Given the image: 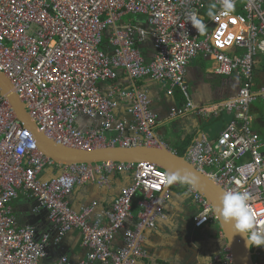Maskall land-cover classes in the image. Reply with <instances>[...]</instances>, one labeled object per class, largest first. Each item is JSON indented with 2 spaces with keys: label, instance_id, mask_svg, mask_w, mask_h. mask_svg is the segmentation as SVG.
Segmentation results:
<instances>
[{
  "label": "built area",
  "instance_id": "built-area-1",
  "mask_svg": "<svg viewBox=\"0 0 264 264\" xmlns=\"http://www.w3.org/2000/svg\"><path fill=\"white\" fill-rule=\"evenodd\" d=\"M213 3L215 15L209 16ZM193 12L203 20L205 32L191 25ZM125 14L141 19L120 23ZM147 41L153 48L148 56L142 48ZM198 56L208 59L213 74L238 78L239 87L213 111L228 112L231 120L213 138L204 132L194 138L184 157L224 190L249 192L259 223L264 221V139L253 125L251 104L260 97L264 105V87L254 86L257 59L264 57V0H235L228 16L220 15L219 0H0V72L37 130L66 146H157V115L146 93L134 85L114 87L105 96L100 82L116 79L120 69L132 81L163 82L168 94L179 90L185 98L182 109H172L175 117L194 111L185 73ZM121 98L127 99L129 126L114 113ZM80 114L96 125L81 130L76 124ZM47 166L62 170L42 179ZM114 170H126L130 181L100 216H89L96 201L79 211L70 206L67 197L76 185H104ZM164 174L149 161L58 164L40 151L33 132L0 92V264H45L51 232L36 236L33 226L17 224L11 202L20 194L36 201L34 211H46L54 244L72 229L80 232L87 253L78 264H144L148 253L140 244L141 230L154 227L155 218L164 215L159 199L167 186ZM188 191L197 205L193 226L216 220L208 201L190 186ZM129 219L134 221L123 231L124 245L113 250L114 238ZM251 249L254 264H264V246ZM48 264L70 261L64 254ZM212 264H233L230 249L224 246Z\"/></svg>",
  "mask_w": 264,
  "mask_h": 264
},
{
  "label": "crops",
  "instance_id": "crops-1",
  "mask_svg": "<svg viewBox=\"0 0 264 264\" xmlns=\"http://www.w3.org/2000/svg\"><path fill=\"white\" fill-rule=\"evenodd\" d=\"M142 48L147 56L153 52L150 41H147ZM185 82L189 97L193 101L195 108L192 112L179 114L175 117L170 116L171 108L174 106L172 98H174L177 109L183 108L185 98L179 90L175 91L172 95L168 94L167 85L158 80L143 78L132 81L120 69L116 79L100 82V90L105 96H111L114 87L127 89L135 85L145 92L148 99H150V110L157 115L156 127L168 119H177L176 125L172 130L174 135L178 136L181 141L190 138L191 142L194 138L199 137L202 132L208 133L204 130V123L209 122V117L213 115L217 118L220 117L221 112H213L215 105L237 93L239 79L213 74L210 71L208 59L198 56L187 66ZM254 86L264 87V57H258L257 59V64L254 68ZM176 93L178 94V98L176 97ZM126 100V98L118 100L114 113L118 120L125 121L126 125L129 126V121H131L132 117L126 111L128 105ZM254 111L255 107L251 106V113H253L254 119L253 125L260 134L256 127L258 117ZM76 124L81 130H86L96 125L93 120L82 114L78 116ZM261 124L264 130V119L259 121V129H261ZM127 128L129 129V127ZM155 129L154 132L157 135ZM129 132L130 135H134L132 129H129ZM158 132L164 133V129L159 128ZM260 136L264 139L261 134ZM163 141L170 147L165 140ZM180 147V145H177L174 149L170 148L177 151ZM54 173H56V170L47 166L40 177L42 179L50 178ZM106 176L107 179L104 185H99L92 181L76 185L67 197L70 206L75 211H79L82 206L88 204L90 201H96V205L89 216H100L104 210L110 207L113 196L130 181L129 173L126 170H114L108 175L106 174ZM159 199L164 209V215L155 218L154 227H144L145 230H141L142 239L140 244L148 253V258H144L142 263L208 264L210 254L218 250L221 251L225 246V242L221 238L218 223L213 220L198 228L193 226L192 215L197 210V205L188 189H180L178 185L170 186V188H165L159 194ZM34 203L33 198L23 194H20L11 202L12 212L17 224H29L33 226L36 236L44 232H53V226L48 221L45 212L32 213L31 206ZM134 204L136 205V203ZM135 205H133L132 214L136 218L137 215L133 212L136 210ZM133 221L134 219L127 220L124 223V228L119 230L111 244L113 250L124 245L123 231L126 228L132 227ZM85 250L86 248L82 246L80 232L72 229L65 233L58 243L48 248L44 263H52L63 252H67L70 264H78Z\"/></svg>",
  "mask_w": 264,
  "mask_h": 264
},
{
  "label": "water",
  "instance_id": "water-1",
  "mask_svg": "<svg viewBox=\"0 0 264 264\" xmlns=\"http://www.w3.org/2000/svg\"><path fill=\"white\" fill-rule=\"evenodd\" d=\"M0 92L8 99L16 117L21 121L22 125L29 128L33 132L40 151L58 164L68 165L85 163L92 165L105 163L108 161L115 163L149 161L161 167L165 172L188 170L199 178L197 186L191 188L199 194L203 195V197L208 201L211 209H213L214 205L218 204L221 194L223 193V191H225L222 186L219 185L214 179L209 177L204 172L196 169L184 157V154L179 155L170 147H168L166 143H164V141L159 138L158 135H156L158 140L157 146L144 144H136L130 146L113 145L92 149H82L66 146L48 137L43 132L37 130L36 123L34 122V120H32V118L26 111L24 103L21 101L18 94L13 90L11 82L1 72ZM172 99L174 106L171 109L176 110L177 107L174 98ZM170 112H172V110ZM61 170L62 168H58L53 176L61 172ZM170 186L171 185H167L166 188H170ZM116 195L117 193L113 196V199ZM35 204L36 201L31 206L32 213L36 214L39 212H45L47 216V213L43 208L34 211L33 209ZM214 215L216 216V222L218 223L220 228L221 238L225 242L224 245L230 249L233 264H254L251 246H248L246 244L245 239L241 235H233L234 229L232 225L225 224L215 213ZM144 230L145 229L143 228V231ZM54 235L55 230L51 232L50 243L47 245L46 251L48 250V248L54 245ZM219 252L220 250L210 254V260L208 261V264H211L214 255ZM86 253L87 250H85L84 255ZM64 254H67V252L62 253V255Z\"/></svg>",
  "mask_w": 264,
  "mask_h": 264
},
{
  "label": "clouds",
  "instance_id": "clouds-1",
  "mask_svg": "<svg viewBox=\"0 0 264 264\" xmlns=\"http://www.w3.org/2000/svg\"><path fill=\"white\" fill-rule=\"evenodd\" d=\"M220 15L228 16L235 9V0H219ZM217 4L213 3L208 15H215L214 9ZM191 25L200 33L205 32L206 25L195 12L189 16ZM199 178L188 170H177L175 172H165L163 183L165 185L183 184L196 187ZM203 196V195H202ZM251 195L247 191L225 190L220 196L218 204L213 206L212 211L225 224L232 225L235 234L241 235L248 246H264V221L257 222L249 206ZM216 221V220H215Z\"/></svg>",
  "mask_w": 264,
  "mask_h": 264
},
{
  "label": "rangeland",
  "instance_id": "rangeland-1",
  "mask_svg": "<svg viewBox=\"0 0 264 264\" xmlns=\"http://www.w3.org/2000/svg\"><path fill=\"white\" fill-rule=\"evenodd\" d=\"M139 18L141 19L140 15H133V14H125L121 17L120 19V23H132L134 22V19ZM105 33H104V37H105ZM177 91V90H175ZM176 97L178 98V94L176 93ZM261 98L258 97L256 98L253 103L251 104L252 107H255V114L258 117V121L256 122V127L258 128L260 134L264 137V130L262 127V124L260 125L259 129V121L264 119V106L263 104H261ZM214 116V117H213ZM212 117H209V122L204 123V130L206 132L209 133L210 138H213V136L221 129L224 127V125H226V122H229L232 118V115L228 112L225 111H221L220 113V117H216L215 115H213ZM176 120L174 119H168L166 121H164L162 124L157 125V127H155V131L157 132V135L159 136V138L165 140L169 146L174 149L177 145L182 146V142L179 139L178 136H175L173 133V129L174 126L176 125ZM159 128H163L164 129V133H160L158 132ZM263 130V131H262ZM173 185H178L177 184H173ZM171 185V186H173Z\"/></svg>",
  "mask_w": 264,
  "mask_h": 264
},
{
  "label": "trees",
  "instance_id": "trees-1",
  "mask_svg": "<svg viewBox=\"0 0 264 264\" xmlns=\"http://www.w3.org/2000/svg\"><path fill=\"white\" fill-rule=\"evenodd\" d=\"M182 142V146L180 147V148H178L177 149V151H176V153L177 154H179V155H182V154H184V152H185V150H186V148H187V145L189 144V142H190V138H187L186 140H184V141H181ZM178 187L180 188V189H185V190H187L188 188H189V186H187V185H183V184H178ZM134 203H136V200H134L133 202H132V208H133V205H135ZM135 207H136V210H134L133 212L136 214L137 212H138V206L137 205H135Z\"/></svg>",
  "mask_w": 264,
  "mask_h": 264
}]
</instances>
